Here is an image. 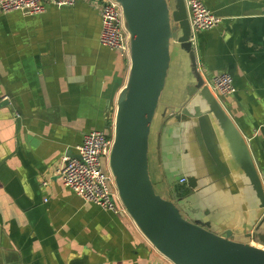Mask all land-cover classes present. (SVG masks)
Here are the masks:
<instances>
[{
  "label": "crops",
  "instance_id": "crops-1",
  "mask_svg": "<svg viewBox=\"0 0 264 264\" xmlns=\"http://www.w3.org/2000/svg\"><path fill=\"white\" fill-rule=\"evenodd\" d=\"M203 1L220 20L192 39L197 67L205 82L219 72L232 76L235 90L218 98L260 175L264 0ZM100 2L45 1L35 14L0 11V264H172L125 209L112 212L83 199L56 172L85 132H112L130 68L129 54L98 40ZM194 82L188 54L174 45L162 100L181 107L155 118L149 164L164 166L160 182L172 174L177 183L184 173L194 177L196 187L177 203L187 219L245 240L257 220L255 196L216 121L201 115V97L188 96ZM194 99L200 106L193 111L188 103ZM202 119L217 153L213 159L201 136Z\"/></svg>",
  "mask_w": 264,
  "mask_h": 264
},
{
  "label": "water",
  "instance_id": "water-1",
  "mask_svg": "<svg viewBox=\"0 0 264 264\" xmlns=\"http://www.w3.org/2000/svg\"><path fill=\"white\" fill-rule=\"evenodd\" d=\"M115 1L122 8L130 68L116 101L107 164L123 207L142 234L172 264H264V189L260 175L242 134L199 72L184 0ZM174 45L188 54L195 78L188 96L197 92L201 97L206 106L201 115L214 118L244 180L253 190L257 220L253 230L245 233V240L234 239L230 229L217 233L208 223L193 222L181 213L178 201L185 200L197 185L192 175H181L188 188L185 195L175 192L177 180H163L164 188L173 192L166 189L167 194H174V199L154 189L149 175L152 125L159 114L165 118L181 107L162 100ZM197 102L194 99L188 103L193 111L200 106ZM189 118L193 119V115ZM200 124L201 136L213 159L217 153L207 137L205 121L200 120Z\"/></svg>",
  "mask_w": 264,
  "mask_h": 264
},
{
  "label": "built area",
  "instance_id": "built-area-1",
  "mask_svg": "<svg viewBox=\"0 0 264 264\" xmlns=\"http://www.w3.org/2000/svg\"><path fill=\"white\" fill-rule=\"evenodd\" d=\"M45 1L57 6H72L76 0H0V11H21L35 14L45 9ZM100 32L98 40L102 45L129 54L127 31L123 25L121 5L115 0H100ZM190 21V38L196 32L217 25L220 18L208 8L203 0H184ZM208 86L218 95L235 90L232 76L219 72L212 76ZM112 132L91 130L85 132L76 145L75 154H64L56 172L62 183L83 199L99 205L102 209L118 212L125 209L118 197L113 176L107 160L112 145ZM264 189V173L260 174ZM185 183V178H179Z\"/></svg>",
  "mask_w": 264,
  "mask_h": 264
},
{
  "label": "rangeland",
  "instance_id": "rangeland-1",
  "mask_svg": "<svg viewBox=\"0 0 264 264\" xmlns=\"http://www.w3.org/2000/svg\"><path fill=\"white\" fill-rule=\"evenodd\" d=\"M164 171H165L164 170V166H160L159 165V167L158 166L154 167L153 164H149V175H150V178L152 180V183H153L155 191L157 193H160L161 195H163L165 197H169V198L172 197V199H174L175 198L174 194H173V196H170V195L167 194L166 190L162 189V188H164V186H163L164 182L163 181L162 182L158 181V179H159L158 176L160 174L162 176H164ZM167 177H168L170 183H173L175 180H177L176 179V174L168 175ZM177 184H183V183H177ZM179 204L182 205V201H180Z\"/></svg>",
  "mask_w": 264,
  "mask_h": 264
},
{
  "label": "trees",
  "instance_id": "trees-1",
  "mask_svg": "<svg viewBox=\"0 0 264 264\" xmlns=\"http://www.w3.org/2000/svg\"><path fill=\"white\" fill-rule=\"evenodd\" d=\"M175 192L177 195H185L188 192V188L185 184H176Z\"/></svg>",
  "mask_w": 264,
  "mask_h": 264
}]
</instances>
